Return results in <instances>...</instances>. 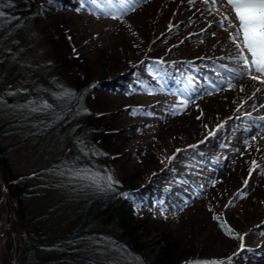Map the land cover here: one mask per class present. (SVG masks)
<instances>
[{
    "label": "rangeland",
    "instance_id": "1",
    "mask_svg": "<svg viewBox=\"0 0 264 264\" xmlns=\"http://www.w3.org/2000/svg\"><path fill=\"white\" fill-rule=\"evenodd\" d=\"M32 2L27 20L0 38V146L7 149L6 168L0 163V264H25L30 249L40 256L39 264H140L138 259L264 264V85L245 76L229 32L218 26L216 20L225 15L235 19L232 9L217 0L221 6L209 16L201 13L210 2L137 0L135 10L119 18L70 15L69 40L79 45L81 63L92 67L88 84L110 77L125 82L127 71L143 61L146 83L187 75L175 79L185 84L184 97L152 84L146 86L150 96L111 97L108 107L119 111L117 125L131 137L116 142L115 149L135 165L132 186L153 176L161 185V173L174 167L169 184L172 191L182 187L173 202L161 199L151 216L150 209H136L123 222L115 200L102 193L103 180L97 184L72 175L89 169L115 180L118 161L105 158L114 149L106 151L86 131L77 132L79 113L92 112L84 85H77L82 77L67 64H54L43 30L52 20L43 13V0H23L22 8ZM151 55L170 62L175 72L150 63ZM188 62H205L203 76L189 78V70H179ZM223 69L229 76L213 78ZM137 79L133 86L141 90L146 83ZM73 90L71 97L61 95ZM74 101L75 118L50 135H38L48 109ZM44 102L51 107L43 108ZM138 103L142 116L121 111ZM245 233L243 241L234 238Z\"/></svg>",
    "mask_w": 264,
    "mask_h": 264
},
{
    "label": "trees",
    "instance_id": "2",
    "mask_svg": "<svg viewBox=\"0 0 264 264\" xmlns=\"http://www.w3.org/2000/svg\"><path fill=\"white\" fill-rule=\"evenodd\" d=\"M42 4L43 13L47 16H50V20H52L49 24H46V27L43 28L45 34H47L46 42L51 47L49 50L52 56L51 58L53 59V62L56 66L62 67L64 64H67L70 70H73L74 72L78 73L80 77H82V79L78 80L77 85H79V87L84 85L85 91L87 93L86 98L90 101V108L92 109V112L87 114L79 113V127L77 132L82 133L86 131V133L90 134L91 138L93 137L94 141L100 144L106 151H111V149L115 150L113 152L111 151V153L104 152L106 154L105 158L108 157L113 162L115 160L118 161V167L115 169L116 175L114 180L117 183H115L111 189H106V186L103 183L102 193H105V195H107L108 199L111 201L115 200L113 203L116 205V210L118 213H120L121 220L123 222L129 219L130 214L135 213L136 209H150L149 215L151 216V213H154L153 210L158 207L160 203L159 201L161 199L165 198V196H168V199L173 202L172 199H176L177 194L181 192L182 187L177 186V191H172L174 189V185L169 184V176L174 171V167H171L172 169L165 171L166 173H161V185L157 184L158 182L156 181L155 176H153L141 187L132 186L135 180H133L131 169L134 168L132 166L134 164L127 159L123 160L121 158L123 156L121 149H115L116 142H119V140L124 138V140L119 143V145H121L125 139L130 140L131 137H128L129 135L124 134L126 130L120 127V123L117 125L116 121L118 119L119 111L109 108L108 106L110 103H113L111 100L112 96L122 93V96H124L126 99H140L142 97L152 95L153 92L147 91L149 88L148 84L155 86V89H168L167 91L169 92L170 88H172V83L168 82L162 84L158 82V79L155 81V83H151V81L146 83L149 80V75L146 71H144L145 69L142 64L146 66L148 65L143 61L141 63L135 64L132 69L127 71L128 74H126V78H124L125 82L121 78L116 79L117 84L118 80H123V85H117L114 82V78L111 77L110 79L97 78L94 79L93 83L88 84L87 79H89L91 76L90 69H92V67L89 64L85 65L81 63L84 61V56L78 57L81 58L78 60L77 56L78 54H82V52L79 51V45L71 44L69 38L73 39V31L72 27H69L67 24L70 25L71 22L68 20L71 19L69 17L72 14L78 15L79 17H83L86 13L95 17L103 15L97 12L99 7H94L89 4L86 8L77 11V9L80 7V0H53L52 3H49V0H43ZM22 5L23 0L11 3L10 0H0V12L4 13L3 16H0V38L12 30L16 26L17 22H24L27 20L25 18L28 17L25 16V14L31 12L33 2L30 4V7L25 9L22 8ZM28 8H30V10ZM18 15L24 18L20 19ZM87 63L90 62L88 61ZM145 68L147 69V67ZM152 68L154 67L151 66V69ZM140 77L144 78L142 81L146 83V85L140 83V85H143V90H140L139 87L135 88L133 86L135 79ZM183 77L186 78L187 75H183ZM128 79H132L131 83H129V81L127 82ZM93 85H95V87H92ZM172 92L173 91H170V93ZM70 93L75 94V90L70 91ZM78 94L79 95L76 97L80 101V97L82 95L80 96V92H78ZM156 94H158V92ZM76 104L77 101H74L72 104L70 102L63 104V107H54L51 110L48 109L47 113L49 114V117H46L45 119L46 126L44 129H41V132L38 135H50L66 126L68 121L72 118H75L77 115L75 114L76 109H73ZM142 106L143 105L141 103L133 104L131 106H126V108H122L121 111L128 110L133 112L136 116H142L141 114L144 111L142 110ZM6 151L7 149L0 146V163H2L3 167L7 166V159L4 156ZM174 164L175 166L177 165L176 162ZM178 184L182 185V182ZM101 198L104 199V197ZM176 204H179L177 200ZM85 218L86 216L84 219ZM82 227L81 229H83ZM32 250L34 251L35 249ZM33 251H31V249L28 250L25 264H39L40 256H37L36 251ZM138 260L140 261V264H148L145 261L143 262L142 259ZM193 262L194 261H190L189 263L185 264H193Z\"/></svg>",
    "mask_w": 264,
    "mask_h": 264
},
{
    "label": "snow or ice",
    "instance_id": "3",
    "mask_svg": "<svg viewBox=\"0 0 264 264\" xmlns=\"http://www.w3.org/2000/svg\"><path fill=\"white\" fill-rule=\"evenodd\" d=\"M52 2L53 0H49V3ZM188 2L190 4H195L197 0H188ZM200 2L208 4L209 0H200ZM222 3L232 9L235 19L233 20L231 17L225 15L219 20L218 26L221 29H225L226 26L235 29L234 32L229 33L228 39L238 51L236 59L242 62V68L247 78L257 81L260 84H264V0H222ZM89 4L94 7H100L99 0H80V7L77 11L86 8ZM107 4L109 6L108 8L101 9V11L104 12V15L111 16L112 18H119L120 16L126 15L129 11H134L137 0H119L118 4L114 3V0H107ZM220 6L221 4L217 3V0H211V6L204 9L201 14L204 15L206 12L207 15L211 16L213 15V8L218 9ZM3 15L4 13L0 12V16ZM169 30H171V27ZM212 35L214 36L215 33L213 32ZM254 73H259L260 75L257 76ZM228 86L231 88L233 85L229 83ZM92 87H95V85ZM240 90L243 91L242 86ZM257 90L259 91V89ZM61 95L71 96L73 94L65 91ZM180 103L186 105L188 101L182 100ZM50 107L51 106L46 102L43 103V108ZM85 111H87V109H85ZM175 111L179 112L180 108L177 107ZM201 118V116L197 117V119ZM211 134L212 132L210 131L209 135ZM253 139H255V137H253ZM252 165L256 166L257 162L253 160ZM72 175L74 178L90 180L97 184L100 180H103L105 186L109 189L117 183L113 180L111 175L101 177L97 173H92L89 169L76 170ZM246 185L247 179L245 180V186ZM214 218L218 219V217ZM221 227L224 228L226 234L230 236L232 235V230L225 224H221ZM246 235L247 233L244 235H237L234 238L243 241L244 236ZM245 247L246 245L244 243L240 244V250H244ZM235 255H238V253L234 252L233 256ZM227 259L229 262L231 261V257ZM193 264H224V261L193 262Z\"/></svg>",
    "mask_w": 264,
    "mask_h": 264
},
{
    "label": "bare ground",
    "instance_id": "4",
    "mask_svg": "<svg viewBox=\"0 0 264 264\" xmlns=\"http://www.w3.org/2000/svg\"><path fill=\"white\" fill-rule=\"evenodd\" d=\"M209 2L211 3V0H209ZM216 21L219 22V19H217ZM225 30H226V32H229V33L235 31V29H234V28H231V27H229V28H227V29H224V31H225ZM263 85H264V84H262V86H263Z\"/></svg>",
    "mask_w": 264,
    "mask_h": 264
}]
</instances>
